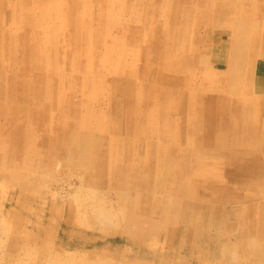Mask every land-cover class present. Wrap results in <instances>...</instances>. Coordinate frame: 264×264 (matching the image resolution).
Wrapping results in <instances>:
<instances>
[{"label": "rangeland", "instance_id": "rangeland-1", "mask_svg": "<svg viewBox=\"0 0 264 264\" xmlns=\"http://www.w3.org/2000/svg\"><path fill=\"white\" fill-rule=\"evenodd\" d=\"M205 1L0 0V264H264V0Z\"/></svg>", "mask_w": 264, "mask_h": 264}, {"label": "bare ground", "instance_id": "bare-ground-1", "mask_svg": "<svg viewBox=\"0 0 264 264\" xmlns=\"http://www.w3.org/2000/svg\"><path fill=\"white\" fill-rule=\"evenodd\" d=\"M70 1V0H69ZM104 1V0H103ZM108 1V0H107ZM207 1V0H206ZM205 1V2H206ZM212 1V0H211ZM7 2V1H6ZM12 2V1H11ZM31 2V1H30ZM221 2V1H220ZM101 3V2H100ZM108 3V2H107ZM211 3V2H210ZM218 3V2H217ZM12 4H13V2H12ZM203 4V3H202ZM3 5V4H2ZM218 5V4H217ZM217 5H215V6H217ZM22 6V5H21ZM104 6V5H103ZM186 6V5H185ZM210 6V5H209ZM13 7H14V5H13ZM12 7V8H13ZM105 7V6H104ZM211 7V6H210ZM1 8V7H0ZM22 9V8H21ZM204 9V8H203ZM218 9V8H217ZM217 9H215L216 10V13H217ZM220 9V8H219ZM208 10V9H207ZM213 10V9H212ZM5 11V10H4ZM191 11V9L188 11V12H190ZM194 11V10H193ZM222 10H220V12H221ZM225 11V10H224ZM212 12V11H211ZM3 13V12H2ZM121 13V12H120ZM191 13V12H190ZM219 13V12H218ZM227 13V12H226ZM229 13V12H228ZM17 15V14H16ZM219 15V14H218ZM3 16V15H2ZM1 16V17H2ZM230 16V15H229ZM229 16H227V17H229ZM75 17V16H74ZM177 17V16H176ZM194 17H195V15H194ZM213 17V16H212ZM218 17V16H217ZM231 17V16H230ZM214 18V17H213ZM212 18V19H213ZM1 19V18H0ZM11 19V18H10ZM15 19V18H14ZM218 19V18H217ZM223 19V18H222ZM228 19V18H227ZM227 19H226V21H227ZM12 20V19H11ZM126 20V19H125ZM177 20V19H176ZM220 19H218V21H219ZM241 20V19H240ZM234 21V20H233ZM242 21V20H241ZM260 21V20H259ZM7 22V21H6ZM20 22V21H19ZM90 22V21H89ZM180 21H178V23H179ZM225 22V21H224ZM230 22V21H229ZM8 23V22H7ZM22 23V22H21ZM164 23V22H163ZM210 23V22H209ZM219 23V22H218ZM227 23H228V21H227ZM226 23V24H227ZM234 23V22H233ZM13 24V23H12ZM242 24V23H241ZM253 24V23H252ZM257 24V23H256ZM8 25H10V24H8ZM23 25V24H22ZM104 25V24H103ZM180 25V24H179ZM211 25H212V22H211ZM230 24H228V26H229ZM248 25V24H247ZM254 25V24H253ZM208 26H210V25H208ZM213 26V25H212ZM215 26V25H214ZM220 26V25H219ZM227 26V27H228ZM8 27V26H7ZM6 27V28H7ZM171 27V26H170ZM175 27V26H174ZM233 27V26H232ZM253 27V26H252ZM9 28V27H8ZM54 28V27H53ZM169 28V27H168ZM217 28V27H216ZM249 28V27H248ZM170 29V28H169ZM254 29V28H253ZM259 26H258V31H259ZM184 30H186V29H184ZM256 30V29H255ZM160 31H162V30H160ZM174 33V32H173ZM256 33H257V31H256ZM171 34V33H170ZM179 34V33H178ZM253 34V33H252ZM7 35V34H6ZM29 35H30V33H29ZM174 35V34H173ZM250 35V34H249ZM254 35H255V33H254ZM25 36V35H24ZM162 37V36H161ZM253 37V36H252ZM257 37V36H256ZM9 38H10V36H9ZM24 38V37H23ZM77 38H78V36H77ZM164 38V37H163ZM177 38H178V36H177ZM78 40H80V39H78ZM178 40V39H177ZM176 40V41H177ZM80 42V41H79ZM154 42V41H153ZM261 44H262V42H261ZM209 45V44H208ZM260 45V44H259ZM176 46V45H175ZM261 46V45H260ZM139 48V47H138ZM158 48H160V47H158ZM166 48V47H165ZM262 48V47H261ZM149 49H153V46H152V48H149ZM156 49V48H155ZM249 49V48H248ZM147 50V49H146ZM158 50V49H157ZM156 50V51H157ZM169 51V50H168ZM167 52V51H166ZM148 53V52H147ZM154 53V52H153ZM165 53V52H164ZM154 54H156V53H154ZM190 55H192V54H190ZM198 55V54H197ZM255 55V54H254ZM55 56V55H54ZM231 58L229 59L230 60V62L232 63L233 62V57L232 56H230ZM257 57V56H256ZM168 58V57H167ZM239 58H241V56L239 57ZM152 59V58H151ZM185 59V58H184ZM170 60V59H169ZM188 60V59H187ZM186 60V61H187ZM195 60V59H194ZM197 60V59H196ZM228 60V61H229ZM238 60H240V59H238ZM247 60V59H246ZM249 60V59H248ZM185 61V60H184ZM190 62V61H189ZM193 62V61H192ZM210 62V61H209ZM230 62H229V64H230ZM239 63H240V61H238ZM254 62V61H253ZM255 62H256V60H255ZM151 63V62H150ZM182 63V62H181ZM247 63V62H246ZM169 64V63H168ZM185 64H187V63H185ZM238 64V63H237ZM154 65V64H153ZM246 65V64H245ZM182 66V65H181ZM237 66V65H236ZM175 67V66H174ZM168 68V67H167ZM181 68V67H180ZM217 68V67H216ZM35 70V69H34ZM167 70H170V69H167ZM173 73V72H172ZM168 75H169V73H167ZM64 75V74H63ZM170 75H171V73H170ZM115 76V75H114ZM231 76V75H230ZM124 77V76H123ZM180 78V77H179ZM179 78H177V80H176V82L175 83H178V79ZM20 80V79H19ZM23 80V79H22ZM22 82V81H21ZM174 82V81H173ZM226 82V81H225ZM20 83V82H19ZM24 83V81L20 84V88H18V89H21V86L25 89V86H26V84L24 85L23 84ZM175 83H173V85H175ZM18 84V83H17ZM40 84V83H39ZM54 85V84H53ZM161 85V84H160ZM169 85V84H168ZM172 85V84H171ZM193 85V84H192ZM45 86V85H44ZM37 87H39V86H37ZM173 87V86H172ZM175 87V86H174ZM42 88V87H41ZM127 88V87H126ZM29 89V88H28ZM177 89H178V87H177ZM22 90V89H21ZM225 90H227V89H225ZM229 90V89H228ZM227 90V91H228ZM19 91V90H18ZM45 91V90H44ZM126 91V90H125ZM224 91V90H223ZM20 92V91H19ZM18 92V93H19ZM34 92H35V90H34ZM42 92V91H41ZM155 92V91H154ZM209 92V91H208ZM37 95V94H36ZM37 99V98H36ZM123 103V102H122ZM126 103V102H125ZM153 107V106H152ZM222 105H219L218 106V108L219 109H217V114H215V116H216V118H215V120L216 121H220L219 119H221L222 120V115L224 114H221L222 112H223V110H222ZM225 109H226V107H225ZM124 110V109H123ZM181 112V111H180ZM225 112V111H224ZM129 113V112H128ZM157 113V112H156ZM226 115V114H225ZM11 117V116H10ZM127 117V116H126ZM136 117V116H135ZM213 118V119H214ZM217 118H219V119H217ZM134 119V118H133ZM257 126V125H256ZM247 127V126H246ZM141 128V127H140ZM77 132V131H76ZM223 135V134H222ZM260 135V134H259ZM258 135V136H259ZM74 136L76 137V138H74ZM228 136V135H227ZM259 138V137H258ZM264 139V138H263ZM97 140V139H96ZM99 140V139H98ZM225 140V139H224ZM82 141V140H81ZM153 141V140H152ZM98 142H100V141H94V140H90V142L88 143V144H85V145H87V146H83V143L82 142H80L79 141V137H77L76 135H72V134H70V137H69V139L67 140V141H65V140H59V141H57L56 143V149L58 150V151H61L62 152V156H66V157H76V155H78L79 156V154H81L82 153V151H81V149H85V152H86V154L87 153H91V152H93L94 153V149L95 148H93V146H95V145H97L98 144V147H99V143ZM23 143V142H22ZM86 143V142H85ZM102 144V143H101ZM223 144H224V142H223ZM239 145V144H238ZM88 146H92V148H89L88 149ZM88 149V150H87ZM2 150H5L4 148L3 149H0V155H4L5 156V151H2ZM17 150H19V149H17ZM99 151V150H98ZM228 151V150H227ZM85 152H83L84 154H85ZM236 152V151H235ZM234 152V153H235ZM228 153V152H227ZM18 154V153H17ZM231 154V153H230ZM11 155V154H10ZM89 155V154H88ZM87 155V156H88ZM98 155H99V158L101 157V156H106L105 155V153L103 154V151H99L98 152ZM97 155V156H98ZM101 155V156H100ZM232 155V154H231ZM76 159V158H75ZM93 159H95V157L93 158ZM66 160V159H65ZM98 166V165H97ZM106 166L107 165H104L103 164V162L102 163H100L99 164V166H98V169H104V168H106ZM190 167V166H189ZM107 168H110V167H107ZM191 169V168H190ZM215 169V168H214ZM219 169V168H218ZM8 171V170H7ZM178 176V175H177ZM97 177V176H96ZM116 178H117V175H116ZM122 178V177H121ZM104 180H105V178H104ZM121 180V179H120ZM120 180L119 179H115L114 178V180H113V182L114 181H116V182H120ZM107 181H112V179L111 180H107ZM159 181V180H158ZM180 181V180H179ZM155 183V182H154ZM179 183V182H178ZM178 183H176V185L178 184ZM116 184V183H115ZM161 184V183H160ZM153 185V184H152ZM180 185V184H179ZM165 186V185H164ZM168 187V186H167ZM171 188H172V186H171ZM145 190V189H144ZM151 190V189H150ZM153 190V189H152ZM163 190H164V188H163ZM168 190V189H167ZM171 190V189H170ZM174 190V189H173ZM148 191V190H147ZM162 191V190H161ZM172 191V190H171ZM126 192V191H125ZM178 192H180V190L178 191ZM121 193V192H120ZM175 193V192H174ZM132 194V192H130V194H128V195H131ZM172 194V193H171ZM163 196V195H162ZM164 197V196H163ZM185 197H188V196H183V199H185ZM150 198V197H149ZM148 198V199H149ZM169 198V201L170 202H172V203H175V200H177V199H175V197L174 196H171V197H168ZM127 199H131L130 200V202H131V204L125 209V213H126V215H128V213L129 212H132V211H136L138 208H137V202H138V200H135V199H137L136 198V196L134 197V194L132 195V196H130L129 198H127ZM179 199H181V197L179 198ZM165 200V199H164ZM187 200V199H186ZM150 201H153V200H150ZM140 202V201H139ZM179 202V200L177 201V203ZM141 204V203H140ZM176 206V205H175ZM183 207V205H179V208H178V206L176 207V211L178 210V212H180L181 211V208ZM186 208V207H185ZM185 208H182L183 209V218H185L186 216H187V214L188 213H186L184 210H185ZM236 208V207H235ZM140 210V209H139ZM142 210V209H141ZM186 211H189V209L188 210H186ZM137 212V211H136ZM135 212V213H136ZM206 212V211H205ZM147 213V212H146ZM203 213V212H202ZM134 214V213H133ZM130 215V214H129ZM179 217L180 218H182L181 217V215H179ZM203 219V218H202ZM207 219V218H206ZM182 220V219H181ZM204 221V220H203ZM207 221V220H206ZM198 222V221H197ZM196 222V223H197ZM201 222H202V220H201ZM180 224V223H179ZM205 224V223H204ZM203 224V225H204ZM176 225V224H175ZM184 228H182V229H179V231H178V233H177V235H180L181 236V240H182V238L183 239H185V240H188V242H194L197 246H203L202 245V243H204V241L203 242H201L200 244H197L199 241H201V240H203L202 238H200V236H202V235H200L199 233H198V231L197 230H195V227H194V225H193V222H192V219H191V216H189L188 218H187V220H186V222L184 221ZM260 228V227H259ZM130 229V228H129ZM132 229V228H131ZM175 230V229H174ZM199 230H200V228H199ZM159 231V230H158ZM252 231V230H251ZM203 232V231H202ZM180 233H182V234H180ZM196 233V234H195ZM195 234V235H194ZM203 237V236H202ZM180 240V241H181ZM205 245H207V244H205ZM182 248V247H181ZM180 249V248H179ZM212 249V248H211ZM205 253H206V255L207 256H213V252L210 250V251H208V250H206V251H204ZM210 254V255H209Z\"/></svg>", "mask_w": 264, "mask_h": 264}]
</instances>
